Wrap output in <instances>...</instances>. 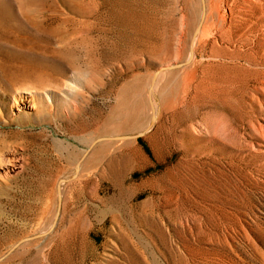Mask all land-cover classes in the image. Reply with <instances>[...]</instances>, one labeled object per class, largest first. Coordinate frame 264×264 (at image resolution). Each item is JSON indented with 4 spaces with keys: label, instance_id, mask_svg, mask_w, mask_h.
<instances>
[{
    "label": "rangeland",
    "instance_id": "obj_1",
    "mask_svg": "<svg viewBox=\"0 0 264 264\" xmlns=\"http://www.w3.org/2000/svg\"><path fill=\"white\" fill-rule=\"evenodd\" d=\"M197 5L198 0H0V156L15 148L22 159L0 180V256L52 226L56 182L70 176L80 160L86 181L74 190L62 184L53 231L22 243L0 264L40 262L36 251L41 248L52 257L43 264H135L140 249L152 260L154 245L165 250L183 244L178 239L172 244L166 231L183 230L185 218H238L263 232L264 153L250 158L243 149L230 156L209 139L190 144L189 151L178 143L186 123L220 117L242 126L257 118L249 96L261 66L241 60L249 68L232 70L199 49L204 68L195 99L175 113L172 94L159 95L153 128L134 140L147 160L144 166L114 181L107 169L114 145L100 142L89 151L94 136L116 129L136 133L147 124L148 113L139 123L111 126L117 92L126 85L123 122L136 104L135 91L142 90L160 60L171 57L166 47L175 16L191 8L192 17ZM72 76L82 81L76 90ZM29 85L43 107L37 114L9 115L12 91ZM47 88L54 89L52 98ZM69 105L75 109L66 112ZM181 159L189 176L185 183L176 172ZM141 181L139 189L131 186ZM182 184L184 200L175 197ZM237 239L243 245L241 235ZM164 264L177 263L169 255Z\"/></svg>",
    "mask_w": 264,
    "mask_h": 264
},
{
    "label": "bare ground",
    "instance_id": "obj_2",
    "mask_svg": "<svg viewBox=\"0 0 264 264\" xmlns=\"http://www.w3.org/2000/svg\"><path fill=\"white\" fill-rule=\"evenodd\" d=\"M196 15L191 17L190 11L175 16L174 27L168 34L166 52L171 57L164 63L160 60L156 72L151 74L142 87L136 90L134 98L136 104L127 112L125 121H119V115L126 104V85L117 92L116 103L112 109L111 126L123 123H139L148 113L149 121L139 132L124 133L120 129L109 135L94 136L88 140L89 151L96 148L100 142L113 146L108 156V176L111 180L119 181L129 169L140 168L147 162L146 158L137 147L135 138L149 132L158 118L159 95L170 92L171 105L175 113L184 111L189 102L196 97L198 73L203 68L202 61L197 59V51L207 52L209 57H217L220 64L232 70L249 66L241 64L244 60L248 64L261 66L260 75L255 77V84L250 90V104L257 110V118L248 119L242 126H231L220 117H214L202 124H185L181 129L180 147L189 151V145L203 139L215 140L219 143V150L236 155L245 149L250 158L257 153H264V0H198ZM21 11V6H19ZM218 49H217V48ZM73 78V89L82 84L79 78ZM138 80L136 79L135 82ZM33 85L16 88L12 91V102L6 107V112L11 116L37 114L43 107L38 99V91ZM52 89V90H51ZM72 89V88H71ZM53 88H47L48 98H52ZM138 97L144 103L137 104ZM75 109L72 105L66 106V112ZM63 111L57 108V112ZM5 119V118H3ZM6 120V119H5ZM155 132L151 133L154 137ZM252 139H248V138ZM118 142V143H116ZM99 146V145H98ZM84 152V156L86 155ZM99 154L91 155L92 160ZM183 161V162H182ZM180 166L176 167L179 182L185 183L188 179L186 163L181 159ZM22 165V159L15 148L4 150L0 156V180H4ZM96 165V163H93ZM81 160L77 162L74 172L67 177L59 178L57 186V210L52 226L44 233L27 236L19 240L2 256L0 263L10 255L13 249L33 238L50 234L58 218L62 204L61 185L67 182L68 190L82 186L86 181L80 173ZM89 177V172L86 173ZM145 181L133 182L131 186L139 189ZM180 190V189H179ZM175 193V192H174ZM174 195V194H173ZM187 190L184 184L175 195L184 200ZM180 202V201H179ZM180 204V203H178ZM177 204V207H179ZM183 204V203H181ZM183 230L179 232L166 231V237L173 244L177 239L183 244L174 245V249H160L156 244L153 247L152 260L145 249L137 252L135 264H164L168 256L174 257L177 264H264V229L251 228L241 219L229 220L220 217L185 218ZM189 223H192L190 225ZM241 235L243 245L238 241ZM60 239L63 237L58 235ZM204 242L207 246L199 243ZM236 242L238 244H234ZM36 253L39 260L33 264H43L51 261V252L39 249ZM42 261V263H41Z\"/></svg>",
    "mask_w": 264,
    "mask_h": 264
}]
</instances>
